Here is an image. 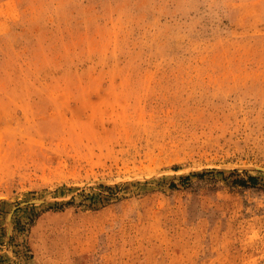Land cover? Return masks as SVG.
Masks as SVG:
<instances>
[{
	"label": "rangeland",
	"instance_id": "obj_1",
	"mask_svg": "<svg viewBox=\"0 0 264 264\" xmlns=\"http://www.w3.org/2000/svg\"><path fill=\"white\" fill-rule=\"evenodd\" d=\"M0 264H264V0H0Z\"/></svg>",
	"mask_w": 264,
	"mask_h": 264
}]
</instances>
